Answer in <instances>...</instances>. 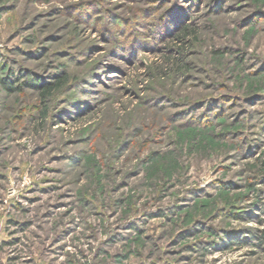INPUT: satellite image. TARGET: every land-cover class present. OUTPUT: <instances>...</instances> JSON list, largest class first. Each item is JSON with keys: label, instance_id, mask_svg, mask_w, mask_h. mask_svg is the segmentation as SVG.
I'll list each match as a JSON object with an SVG mask.
<instances>
[{"label": "rangeland", "instance_id": "rangeland-1", "mask_svg": "<svg viewBox=\"0 0 264 264\" xmlns=\"http://www.w3.org/2000/svg\"><path fill=\"white\" fill-rule=\"evenodd\" d=\"M0 80V264H264V0H0Z\"/></svg>", "mask_w": 264, "mask_h": 264}, {"label": "trees", "instance_id": "trees-1", "mask_svg": "<svg viewBox=\"0 0 264 264\" xmlns=\"http://www.w3.org/2000/svg\"><path fill=\"white\" fill-rule=\"evenodd\" d=\"M0 82L4 85L5 88L9 90H15L18 89L17 86H12L9 85L7 82L0 80ZM61 83V80H57L55 82H50V83H41L38 85V88L41 89L42 93H51L55 88H57Z\"/></svg>", "mask_w": 264, "mask_h": 264}]
</instances>
